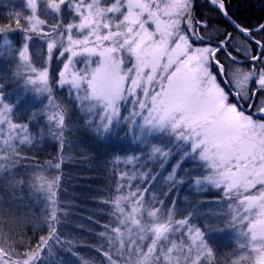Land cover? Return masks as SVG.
<instances>
[{"label": "snow or ice", "instance_id": "6c2138e0", "mask_svg": "<svg viewBox=\"0 0 264 264\" xmlns=\"http://www.w3.org/2000/svg\"><path fill=\"white\" fill-rule=\"evenodd\" d=\"M77 125L113 177L88 258L47 174L63 155L26 154L46 137L63 154ZM21 186L45 194L44 234L0 198V264H264V23L226 0H23L0 20V191Z\"/></svg>", "mask_w": 264, "mask_h": 264}, {"label": "trees", "instance_id": "16d2710c", "mask_svg": "<svg viewBox=\"0 0 264 264\" xmlns=\"http://www.w3.org/2000/svg\"><path fill=\"white\" fill-rule=\"evenodd\" d=\"M21 4L22 0H0V20L6 19L9 13L19 11ZM226 7L229 9L230 15L243 25L254 28L262 23L264 0H226ZM229 30L231 29L229 28ZM36 58L38 61L41 60V56ZM59 67L60 65L54 60L52 71L55 72ZM88 140L87 133L77 125L68 137L69 142L65 144L63 154L59 150L58 142L50 137H46L35 148H29L26 153L29 157H35V160L32 161L33 164L40 165H46L48 161L56 162L63 155L60 169L49 168L47 174L52 175L57 172L60 174L57 199L60 202V214L67 213L62 231L66 235L71 234L81 242V246L77 250L85 258H88L94 249H88L83 244L85 242L94 243L96 233L101 230L107 220L103 211L106 206L100 203V197L113 180L111 168L106 166L103 152L85 153L81 150V142ZM181 189L183 192H189L187 188ZM44 195V193L22 186L17 187L14 191H0V198L5 205L15 201L20 214L28 217L23 231L26 236L32 237L34 240H38L39 236L44 234L33 223V221L41 220L46 211ZM210 200V196H201L194 202H203L207 205L211 204ZM34 228L35 235H33ZM221 251H223V244H221ZM57 255H63L64 264H79L78 258L70 254L57 253Z\"/></svg>", "mask_w": 264, "mask_h": 264}, {"label": "rangeland", "instance_id": "374dc122", "mask_svg": "<svg viewBox=\"0 0 264 264\" xmlns=\"http://www.w3.org/2000/svg\"><path fill=\"white\" fill-rule=\"evenodd\" d=\"M22 2H23V0H22ZM206 14H208V13H206ZM210 15L213 17H216L217 13L212 12V13H210ZM42 60H43V57L41 56L40 62H42ZM159 187H163V185H160ZM187 190L189 192H183L182 189H180V192H179V197H180L181 203H183L185 206H187L189 203L194 202L196 199H199V197H201V196H208V197L210 196V199L213 200L215 203L217 196H218V193L214 189H209V190L203 191V192H195L194 190H192L190 188H187ZM206 194H208V195H206ZM225 243H226V234H225V238L221 239V244H223V251L227 250L224 246Z\"/></svg>", "mask_w": 264, "mask_h": 264}, {"label": "bare ground", "instance_id": "6f19581e", "mask_svg": "<svg viewBox=\"0 0 264 264\" xmlns=\"http://www.w3.org/2000/svg\"><path fill=\"white\" fill-rule=\"evenodd\" d=\"M258 25H259V24H258ZM258 25H257V26H258ZM255 27H256V26H255ZM196 200H198V199H196ZM210 201H211V204H213V205H214V201H212V200H210Z\"/></svg>", "mask_w": 264, "mask_h": 264}, {"label": "flooded vegetation", "instance_id": "af4514ba", "mask_svg": "<svg viewBox=\"0 0 264 264\" xmlns=\"http://www.w3.org/2000/svg\"><path fill=\"white\" fill-rule=\"evenodd\" d=\"M264 22V16H263V20H262V23Z\"/></svg>", "mask_w": 264, "mask_h": 264}, {"label": "water", "instance_id": "95a60500", "mask_svg": "<svg viewBox=\"0 0 264 264\" xmlns=\"http://www.w3.org/2000/svg\"><path fill=\"white\" fill-rule=\"evenodd\" d=\"M264 23V22H263Z\"/></svg>", "mask_w": 264, "mask_h": 264}]
</instances>
